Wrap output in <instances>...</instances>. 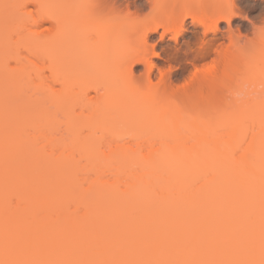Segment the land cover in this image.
Listing matches in <instances>:
<instances>
[{
	"label": "bare ground",
	"instance_id": "bare-ground-1",
	"mask_svg": "<svg viewBox=\"0 0 264 264\" xmlns=\"http://www.w3.org/2000/svg\"><path fill=\"white\" fill-rule=\"evenodd\" d=\"M70 1L75 2L74 7H69L73 6L68 4ZM104 1L68 0V5H62V9L58 8V4L50 7L47 4L52 5L51 2H42L51 12L43 10V7L42 11L33 14L35 17L31 18L32 14H29L32 23L26 19L19 22L16 32L20 45H30L25 46L27 49L30 47L31 53L34 50V57L47 58L49 65L47 63L46 68L51 76L61 72L64 74L62 77H66L68 69L61 71L60 64L69 48L75 54L74 57L77 55L76 59L83 58L88 64L101 59L99 70L101 68L103 71L99 73V80L107 82V86L103 93L97 92L93 99H89V103L95 106L93 116H106L104 119L113 131L120 126L129 127L136 134L144 133V130L159 133L154 129L160 130L162 144L155 149L154 144L150 143L148 149H143L144 141H141L135 145V149L116 146L115 149L94 152L89 143L79 145L71 131L72 127H69L68 134L71 133V137L68 136L73 142H67L70 140L67 138L66 143H73V147L69 148L75 150L66 147L60 150L42 132L34 136L38 129L43 131L40 125L46 119L42 123L32 121L35 118L27 123L22 121L35 129L32 140H48V143L42 142L43 148L49 147L45 149H48L50 157L47 154L46 157L38 145H33L34 141L31 143L22 135L25 126L17 118L19 108L15 105L22 98L17 97L18 100L15 99L13 103V99L11 102L5 100L6 93H3L5 96L1 94L0 264H14L17 261L258 262L261 242V178L264 170V89L256 93L250 92V88L256 82L264 85V73H259L264 70V51L252 57L249 53L256 51V47H251L256 46L255 40L250 51L247 42L241 43V40L234 44L231 36H227L229 45L224 46L226 37L218 32L219 25L228 22L230 16L223 18L228 11L224 6L232 4V0H145L144 4L151 7V10L154 8L153 13H159L160 17L166 10L171 11L168 14L165 12L168 19L160 22L162 25L155 24L156 15L153 20L151 17L139 19V12L135 17V14H129L127 6L120 3L117 7L118 0H111V5L110 0H107L110 5L108 8ZM32 5L34 9L38 7ZM21 6H18L20 12L24 10ZM121 6L124 9L120 10ZM161 8L165 10L158 12ZM231 12H235L233 7ZM160 17L158 15L157 20H161ZM186 19L190 20V35L178 43L177 36L186 29ZM27 23L31 24V29L25 25ZM43 26L48 27L46 32L40 31V28H45ZM21 28L24 31L21 32ZM159 29L162 32L159 35L162 59L172 66L175 73L186 74L190 68L195 71L207 61H215L214 71L193 72L195 75L192 73V81L189 80L191 86L182 90L176 89L166 75L162 87L160 85L151 89L156 92L148 90L139 93L133 85L132 65L144 63V66H151L143 56L150 53L149 50L146 54L149 48L147 39L159 33ZM86 30L93 34L87 37L90 32L85 35L83 31ZM82 32L86 37L79 35ZM166 35H171L174 40L165 41ZM73 37H80L82 42ZM63 43L66 52L60 47ZM71 43L75 44L74 47ZM237 44H242V47ZM0 45H5L3 37H0ZM140 45L141 49H138ZM25 46L21 47L26 50ZM133 47L140 54L134 52ZM120 58H124L125 63L124 72H120V69L121 74L118 72V76L126 75L130 86L117 91L116 87L111 86L113 78L111 71L109 74L107 70L111 61L119 64L117 61ZM18 66L8 67L12 69L11 72L6 71L5 67L1 69L0 83H7L13 77L18 81L17 77L22 76L20 74L25 68ZM35 73L43 78L42 73ZM237 91L242 94L240 100L230 95ZM174 92L191 97L192 105L185 110L171 102ZM57 93L62 95L63 91ZM111 114L116 117L109 118ZM128 115L132 118H128ZM153 119L156 125L151 127ZM247 120L253 121V128L249 140L247 136L244 137L247 144L242 145V140L238 138L244 133L241 124ZM33 122L36 123L35 128ZM45 122L47 127L51 126V121ZM88 123L91 125L94 120L90 119ZM219 127H225L223 129L228 139H224V136L215 142L206 141L205 137ZM48 131L51 134L52 131ZM54 138L56 140L57 137ZM167 140H172V144ZM185 141L192 143L189 145ZM5 149H10V153L3 154ZM67 150H70V154L71 151L78 153L79 159L88 162L85 171H95L94 174L91 172L95 179L90 182L83 178L78 181L84 182L83 186L88 185L84 188L79 185L81 191L75 186L72 171L68 169L63 173L66 166L61 168V162L70 156ZM56 151L57 160L60 158L57 163L52 161ZM72 155L70 161L76 156ZM110 164H115V167ZM111 167L116 171L111 172ZM105 169L112 176L107 181H103L107 175L104 174ZM96 175L99 177L96 178ZM118 183L122 184L121 188ZM10 198L16 201L13 207L9 203ZM68 204L72 212L67 211H71L69 206L66 210Z\"/></svg>",
	"mask_w": 264,
	"mask_h": 264
},
{
	"label": "rangeland",
	"instance_id": "rangeland-1",
	"mask_svg": "<svg viewBox=\"0 0 264 264\" xmlns=\"http://www.w3.org/2000/svg\"><path fill=\"white\" fill-rule=\"evenodd\" d=\"M67 1L68 0H41L40 2L41 3L42 2H51L52 5H50V3H48L49 5L47 4V6H50V7L56 6L58 4V8H60L62 5L67 6L69 3L73 5V6H69L70 8L74 7L75 2L72 3L70 1L67 4ZM144 1L145 0H143V1L142 0H118V2L116 3V6L117 5L119 6L120 3L124 7L127 6L128 10H129V14H132V15L135 14L134 15L135 17L138 15V12H139V15H138L139 19L140 18L148 19L147 17H151V19L156 18V20H155L156 22L153 21V22H155V24L162 25L160 22H162L163 20L167 21L168 16L166 17L165 12H166V14H168L167 12L170 13L171 11H169V9H168V11L166 10L164 12V15L161 14V17H160V14L158 13L159 17L161 18V20L159 19L160 20L159 21V20H157L158 15L153 13L154 8H153V10H151V7L148 8V6H146L144 4ZM232 1H233L232 6H233V9L235 10L234 15L230 16L228 22H222L219 25L220 31H218V32L222 33L223 35L225 34L224 36L226 37L225 42L223 44H224V46L229 45L227 42V41H229L227 36L233 37V35H240L243 37V40L241 41V43L247 42L249 48L256 47V49H255L256 51L254 50L255 52L252 51V48L250 49V51H252L253 54H251L252 53L251 52V53H249V55L252 57H254L255 55L257 56V53L259 54L262 51V49L260 51H258V49L261 48V43L259 42L261 40H259V36L255 32V29L257 27L264 25V0H232ZM37 2H38V0H37ZM104 2H106V5L109 4L108 3L109 1H107V0ZM112 2L114 3L115 1H112ZM26 3H30V0H0V37H3L4 42H5L4 46L0 45V64L2 63L4 65V66H2V64L0 65V70L5 67L6 71L8 70L11 72L12 69L10 70L9 68H12V67L17 68L16 66H18V65H20V68L25 66V68L22 71V74H20L22 76L18 75L19 77H17L18 81L17 80L15 81L14 80L15 78L13 77V78H11L12 80L10 79L11 81H7V83L4 82L6 84L0 83V95L2 94V96H3L6 93V96L4 95L5 100L7 99L9 102H11V100L13 99V103H15L14 102L15 99L18 100V98L19 99L22 98V100L20 102L16 101L17 104H15V105H17V109L19 108V110H18L19 113L18 114L16 113V114H17L18 120L20 118L19 121L21 123H22V121H24V123H27L28 121H30L34 118L35 119L32 121H34V122L38 121V123H40L41 121H43L45 119L48 120L49 122L51 121L50 122L51 126L48 125V127L45 124V123H47V122H45L46 120L43 121V123L41 122L42 124L40 125V129H42L43 131L39 130L38 129L39 127H38V128H36V130L38 129V131L35 134L33 132L35 129L34 130L32 129V125L30 127L29 123H28L29 126H28V124L25 125L24 123H22V125L24 124L23 126H25V131L23 129L24 127L22 128V135L26 136L25 139L27 141L31 140L30 141L31 143L34 141L33 145L34 146L38 145V148H40V151H42V153L45 154V156L47 154L49 157H50V154L47 151L48 149L47 150L45 149L46 147L47 148H49V147L48 146H44L45 148L42 147L43 146L42 142H47L48 140L47 141L44 140L45 138H43L44 141L38 140L35 138H34V140H32L33 134H34V136H36V134H39V131H40V133L42 132L41 134H44L46 138H51L52 139L51 143H54V146H56L57 148H60V150H62L63 148L65 149V147L70 149V150H73L74 149V148H72L73 143L70 144L71 142H73V140H72V138H69V136L71 137V135H70L71 133L68 134L69 127H72L71 131L73 132V135L77 139V143H79V145L82 143H85V144L89 143V145L92 146L91 148L92 149L94 148V152H97V151L99 152L101 150L103 152L107 148H108V150L110 148L115 149L116 146L117 147H123V148L132 147L133 149H135L136 148L135 145L139 144V142L142 143L141 141L145 142V143L144 142L142 143V144H144L142 146L143 149H148V147L150 146L149 145L150 143H151V145L154 144L153 146L155 147V149L159 148V145L162 144V133L160 130L158 131V130L153 128L155 131H157L159 133L147 132L144 130L143 131L144 133L136 134L133 129H131L129 127H121L120 126V128H118V130L113 131V129L110 128V125H107V123L104 119L106 116L100 117V115H98V114H95V115H97L95 117L93 116L92 111H94L95 106L93 103H89V99H93L97 95V92H98V94H99V92H100V94L103 93L104 92L103 89L105 88V85L107 86V84H106L107 82L105 83L104 81L99 80V79H101V78H99L100 74H101L100 71H103V70H101V68L99 70V67H100L99 64L101 63L100 62L101 59L93 60V62L90 61V63H89L90 65H89L85 61V59H83V58L76 59L77 55H76V57H74L73 56L74 53L72 54L69 51L70 48L66 52L67 48L66 47L64 48V43H63V45H61L60 47H62L61 49L64 50V52H66V57L64 58V60L62 59V63L60 64V67H61V71H64L65 68H67L68 70L65 73L66 77H62V76H64V74H60L61 72L59 74L57 73L56 76L54 75L55 76L54 77V76H51V74L49 73V71L46 68L49 65V63H48L49 61H47L48 60L47 58H46L47 59L46 60L44 57L43 58L42 57L39 58L40 56L38 58L34 57L35 56L33 54L34 50L31 48L33 50L31 53V51H30L31 46L30 45L25 44L26 46H30L28 49L25 45H20L21 42L18 40L19 35L17 36L18 33L16 32V30L19 29V27H18L19 22L23 19H26L27 21L30 20V22L32 23L31 18L35 17L34 16L35 13L37 14V12H38V11L37 12L35 11V9H34L35 6H33L32 4H29L26 6L27 11L21 10V9H20L21 12L18 11L19 10L18 6L21 4L24 5ZM110 5H111V0H110ZM110 5H108L107 8L110 7ZM45 6H46V4L44 5L43 10H46L48 8L47 6H46L47 8ZM123 6H121L120 10L124 9ZM167 7H169V6H167ZM113 8L114 7L112 5L111 9H113ZM61 9H62V7H61ZM40 10L42 11V9H40ZM47 10H50V9H47ZM107 10H109V9H107ZM164 10L165 9L162 10V8H161L160 10H158V12L159 11L163 12ZM175 10H176V8H175ZM50 12H51V10H50ZM148 12H149V14H148ZM173 13H175V11ZM29 14H32L31 18H28V17H30ZM154 15H156L157 17L154 18ZM172 16H173V14L171 15V17ZM175 16H177V15H175ZM170 20L171 19H169V21ZM24 23H25V21H24ZM163 23H165V22H163ZM21 24H22V22H21ZM47 24H49V23H45L44 25H47ZM25 25H28L29 26L28 28L31 29L30 28L31 24L27 23ZM49 25H47V26H49ZM190 25H191L190 20L186 19L185 20V27H184V29L185 28L186 29L182 31L183 33L178 34V36H177V42L178 43H181L186 38H188V36L190 35V31H191ZM47 26H43L45 28H40V31L42 30V32L43 31L46 32V30L48 29ZM21 27H23V26H21ZM25 27L27 28V26H25ZM20 30L22 32L23 28H21ZM87 31L88 30L83 31V32H85V35H86V33L88 34L90 32V31L89 32H87ZM28 32H29V30H28ZM83 32L80 33L79 35L83 34L81 36H85ZM161 33H162L161 29H159V33L153 34L147 39V43H148L149 48L146 50V51H148V52H146V54L149 53V50H150V53H149V55H145L143 57H145L146 60L150 62L151 66H149V65H148L149 67L147 65L144 66L143 65L144 63H135L132 65V76L134 78L133 85H135V89L139 93L141 92L143 94L146 91L149 92L151 89H155V88L159 87L161 84H164V83H162V81L164 82L163 79L167 76H168L167 79L170 78V81L176 87V89L180 88L179 90H182L181 88H185L183 86L185 80L192 81L191 80L192 78L190 79V77H191V74L193 72H195L193 68H190V71L188 73L179 75L178 72L177 73L174 72L172 66L166 64L163 61L162 53H161V50L159 49L160 48L159 46H161L160 40H159V35ZM19 34H21V33H19ZM90 34H91V32L86 36L89 37ZM79 38L76 39L75 37H73L74 40H78L81 43L82 40H80ZM165 38H164V40L167 42H172L174 40L171 35H166ZM83 40H84V38H83ZM254 40L257 44H255L256 46H254V45L251 46L254 43ZM258 42H259V44H258ZM72 45L74 47L75 44H72ZM21 46L22 47L25 46L26 50L24 48H22ZM141 46L142 45H140V47H138V49L139 48L141 49ZM136 49H137L136 47L132 48V50H134V52L137 51L139 53V51ZM151 52H153V53H151ZM21 53L23 55H21ZM69 53H71L72 55H70ZM18 54L21 55V57H19ZM64 56H65V54H64ZM124 58H120V59H123L122 61H120V59H118L117 62H120L119 64L117 63L118 65L116 64V62L113 63L111 61L109 63V68L107 70L109 74L111 71V75L113 78L112 79L113 84H111V86L116 87L115 88L116 90L119 88H123V90H124L125 86L126 87L130 86L129 85L130 82L128 81V78H126L127 77L126 75L125 76L124 75L118 76V74L120 72H124V70H123L124 69L123 64L125 63ZM16 59H18L19 61H17ZM34 59H36V60H34ZM116 60L117 59H115V61ZM16 62H17V64H16ZM212 62L213 61H207V62L201 64L199 66V68L203 71V69L207 65L212 64ZM47 63H48V65H47ZM42 64H44V65L41 66ZM111 64H114V66H112ZM257 64H259V63H257ZM33 65H34V67H32ZM37 65H38V68H37ZM85 65H87V66H85ZM29 66H31V67H29ZM39 67H42V68H39ZM121 67H123V68H121ZM62 69H64V70H62ZM120 69H122V71L119 72ZM113 70L115 71L114 74H113ZM30 71H32V72L30 73ZM35 71H38V74L42 73L43 78H41L42 77L41 75H39V77H38V75L35 73ZM161 71H164L165 77L160 76ZM263 71L264 70H261V72H259V73H264ZM58 72H59V70H58ZM68 72H71V74ZM173 72H174V75H173ZM32 73H35V74L32 75ZM67 73H68V75H67ZM193 74H195V73H193ZM69 76H71L70 77L71 79L69 78ZM117 76H118V78H117ZM44 77H46V78H44ZM102 77H104V76H102ZM110 77L111 76L109 75V78ZM170 81H169V83H171ZM15 82H17L16 86H15V84H16ZM39 85H40V87H39ZM41 85H43V86H41ZM133 85H132V87L134 88ZM261 85L262 84H259L256 82V85L250 88V92H253V91H256V93L258 91L261 92L264 89L261 87ZM44 86H45V88H42ZM162 86L163 85H161V87ZM189 86H191V85H189ZM126 87H125V89H127ZM13 89H15V91H12ZM19 89H20V91H19ZM49 89L51 91V96H52V98L50 97L51 99L49 98V96H50ZM60 90L63 91L62 95L57 93ZM157 90H159V88ZM1 91H3V92H1ZM153 91H155V90H153ZM10 93H12L13 95ZM16 93L17 94L19 93V94L17 95ZM15 94H16V96H15ZM145 94H147V93H145ZM59 95H60V97H62L61 99L59 98ZM257 96L258 95H255V97H257ZM253 97H254V95H253ZM8 101H4V102H8ZM18 103H20V105ZM18 105H19V107H18ZM14 112H15V110H14ZM135 114L136 113H134L132 115L134 116ZM115 117H116L115 114H111L109 116V118H111V119H113ZM127 117L132 118L130 115H128ZM90 119L94 120V123L91 125H89L90 123H88V121ZM113 122H114V120H113ZM35 124L36 123L33 124L34 128H35ZM113 125H111V126H113ZM155 125H156V122H155V119H153L152 124L150 126L153 127ZM241 126H242V130L244 133H242L241 134L242 137H240L238 139L242 140L243 143L240 140H239V143L241 142L242 145H244V143L247 144L246 142H248L246 138H248L249 135L251 134V130L253 128V121L250 122L247 120L246 122L241 124ZM223 128L225 129V127H223ZM223 128H220V127H219V129L215 128L210 135H207L205 137V140L210 141V142H212V141L215 142V141L222 139V137L224 138V136L226 137L224 139H228L226 136L227 133H224L225 131ZM48 130L52 131L51 134L49 133ZM52 134L54 135V137H57L58 139L56 138V140H55L54 137H51ZM47 136H49V137H47ZM37 137H39V136L37 135ZM60 137L63 138V139L61 138L62 142L60 141ZM244 137H246V138H244ZM41 138H42V136H41ZM67 138L70 139V140H67V142L71 141L70 143H66ZM248 140H249V138H248ZM167 142L171 143L172 140H167ZM185 142L189 145H191V143H192L191 141H185ZM26 144H29V143H26ZM46 145H48V144H46ZM69 146H72V147L69 148ZM57 148H56V150H58ZM60 150H58V151L61 152ZM70 150H67V151H69L68 154H70ZM73 151H71L72 154H75L77 157L74 156V160L72 159L73 161H70L71 157L73 155L72 154H70V156L68 155V158H66L67 160L64 159L65 161L61 162V168L63 166H66V167H64L65 171H63L62 169L61 170L63 171V173L64 172L66 173L68 171V169H70L69 171H72L71 174L73 176L72 178L74 180L75 186H77L79 188V185H80V188H82L84 182L79 183L78 181H82L84 179V181L88 180V182H90L91 180L95 179V177L93 175L94 174L93 172H95V171H93V172L91 171L93 174H91V172H90L91 169L88 170V172H87V170L85 171V169H88L87 167H85V164H86V166H88V162H86L85 160L83 161V158L79 159L78 155H77L78 153H75V152L73 153ZM56 152H55V156H56V154H58V152L57 153ZM2 153L3 154L10 153V149H5L2 151ZM6 156H8V154ZM2 157H4V155ZM2 157H1V159H2ZM46 157H43V158H46ZM52 157H53V155H51V158ZM52 159H53L52 161L55 160L54 162H56V163L58 162V160L60 161V158H58V160H57V156L55 158H52ZM110 165H113V164H110ZM68 166L71 167L72 169L69 168ZM113 166L115 167V164ZM73 168H76V170ZM105 168L107 169L108 167H105ZM101 169L103 170L104 167ZM112 170H113V168H112ZM107 171L108 170H106V172L104 171V174L105 173L107 174ZM115 171H116V169H114L111 172H115ZM86 172L88 175L91 176L92 179L90 178V176L88 177L89 179H86V176H88L87 174H85ZM110 173L108 172V174L105 175L104 177H103V174L101 173L100 177L101 178L103 177V181L104 180H106V181L110 180V178L112 177ZM112 175H114V174H112ZM109 176H111V177H109ZM97 177H99V176L96 175V178ZM107 177H109V178H107ZM79 178L80 179L83 178V179L80 180ZM111 181H113V180L111 179ZM118 184H119L118 185L119 187H120V185H122L120 183H118ZM75 186H74V188H77ZM86 186H88V185H86ZM86 186L84 185L83 188ZM80 188H79V190L81 191ZM77 192L80 193L79 191H77ZM13 199L14 198L9 199V201H10L9 203L12 207H13V204L16 203L15 199L14 200ZM68 206L70 207L71 211L67 210V209H69ZM66 210L68 212H72V207L70 204L67 205Z\"/></svg>",
	"mask_w": 264,
	"mask_h": 264
},
{
	"label": "snow or ice",
	"instance_id": "snow-or-ice-1",
	"mask_svg": "<svg viewBox=\"0 0 264 264\" xmlns=\"http://www.w3.org/2000/svg\"><path fill=\"white\" fill-rule=\"evenodd\" d=\"M29 4L37 5L38 7L35 9V11H39L41 8L44 7L42 3L37 2V0H30V3H26L22 5L21 7L27 11L26 6ZM228 11L226 15L223 17L224 19H227L229 16L234 15V13L231 12L232 4L229 3L224 6ZM258 36L261 40H264V25L260 27L258 30ZM255 39V38H254ZM214 65L215 61L212 62V64L207 65L203 71L205 73H212L214 71ZM202 70L198 67L195 70V73L198 74ZM165 73L164 71L160 72V76L164 77ZM195 75V74H194ZM190 81L185 80L184 87L187 88L189 86ZM171 102L175 103L178 107L184 108L187 110L190 105H192L193 101L191 97H184L180 96L178 94L173 93L171 96ZM261 242H260V260L258 262L256 261H247V262H233V261H197V262H191V261H122V262H102V261H17L14 262V264H264V170H262V178H261Z\"/></svg>",
	"mask_w": 264,
	"mask_h": 264
},
{
	"label": "clouds",
	"instance_id": "clouds-1",
	"mask_svg": "<svg viewBox=\"0 0 264 264\" xmlns=\"http://www.w3.org/2000/svg\"><path fill=\"white\" fill-rule=\"evenodd\" d=\"M261 27V26H260ZM260 27H257L255 29V32L258 34V30L260 29ZM233 39V43L236 44L238 41H241L243 40V37L240 36V35H233L232 37ZM261 40V39H260ZM238 47H242V44H237ZM261 49L262 51H264V40H261ZM262 88H264V85H261ZM230 95H234V97L237 99V100H240L242 98V94L240 92H235V93H230Z\"/></svg>",
	"mask_w": 264,
	"mask_h": 264
}]
</instances>
